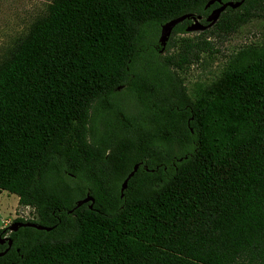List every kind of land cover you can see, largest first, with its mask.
I'll use <instances>...</instances> for the list:
<instances>
[{
  "label": "trees",
  "instance_id": "16d2710c",
  "mask_svg": "<svg viewBox=\"0 0 264 264\" xmlns=\"http://www.w3.org/2000/svg\"><path fill=\"white\" fill-rule=\"evenodd\" d=\"M207 1L50 0L6 49L0 191L50 229L8 232L0 264H264V55L197 96L180 75L264 0L183 19L159 51Z\"/></svg>",
  "mask_w": 264,
  "mask_h": 264
},
{
  "label": "rangeland",
  "instance_id": "374dc122",
  "mask_svg": "<svg viewBox=\"0 0 264 264\" xmlns=\"http://www.w3.org/2000/svg\"><path fill=\"white\" fill-rule=\"evenodd\" d=\"M50 0H0V58L29 23L45 11ZM262 21H250L224 39L213 38V52L203 53L197 63L181 72L188 93L197 96L212 88L228 66L243 64L264 55ZM34 210L17 203L16 195L0 191V229L17 217L32 218ZM8 230L3 235L8 234Z\"/></svg>",
  "mask_w": 264,
  "mask_h": 264
},
{
  "label": "water",
  "instance_id": "95a60500",
  "mask_svg": "<svg viewBox=\"0 0 264 264\" xmlns=\"http://www.w3.org/2000/svg\"><path fill=\"white\" fill-rule=\"evenodd\" d=\"M213 1H216L218 3V6L214 7L213 9H211V11L208 13V15L204 18V20L206 21V24H202L200 22L201 20V16L200 15H194L192 13H184L181 14L177 17L171 18L169 20H167L166 22H164L161 26H160V31H159V36H158V42L160 45V49L159 51H163L165 43L169 37L170 31L173 28V26L179 22H181L183 19H190V23L185 27L186 31H196V30H203L207 27H210L217 19L219 13L221 11L224 10V8L226 6H229L231 8H235L237 7L243 0H226L224 2H221L220 0H208L205 4V7L208 6L209 4H211ZM138 166V163H134L131 170L127 173V175L124 177V179L121 182L120 185V197L122 196V191L126 186V182L128 180L129 177L132 176V174L134 173V171L136 170ZM85 202H89L88 207H91V204L93 202V199L90 195L86 194L83 198L78 199L75 202L74 207H77L79 205H81L82 203ZM70 211V210H69ZM19 226H30V227H34L36 229H43V230H49L50 227L47 226H42L39 225L35 222L32 221H12L8 227L7 230L10 231H15ZM0 243H6V247L0 251V256L10 247L11 245V240L7 235H1L0 234Z\"/></svg>",
  "mask_w": 264,
  "mask_h": 264
}]
</instances>
